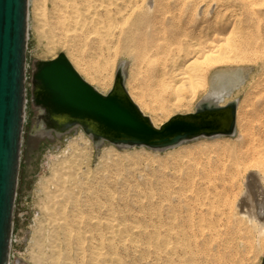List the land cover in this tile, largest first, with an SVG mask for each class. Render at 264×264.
<instances>
[{
    "label": "rangeland",
    "instance_id": "rangeland-1",
    "mask_svg": "<svg viewBox=\"0 0 264 264\" xmlns=\"http://www.w3.org/2000/svg\"><path fill=\"white\" fill-rule=\"evenodd\" d=\"M227 1L189 2H204V8L209 5L216 9L218 4ZM56 14L53 0H28V103L9 264H91L93 246L104 243L107 247L113 245L121 249L122 234L128 231L129 225L140 224L143 228L148 225V229L154 231L160 219L165 221L172 216L178 222L188 214L197 216L200 205L205 203L210 207L212 202L214 208L204 221L222 224L223 228L227 227L225 233L231 232L205 236L198 249L202 257L200 264H264V243L254 231L249 234L237 230L239 223L232 222L229 217L230 205L236 206L243 200H240L241 187L234 185L233 188L231 184L225 186L220 182L221 185L211 184L210 175H207L218 167L217 157L228 159L235 151L240 142L239 130L236 129L233 135L201 136L166 150L146 146L120 147L107 141L96 145L80 126L60 136L54 131L47 133L45 124L37 121L39 110L31 102L35 62L53 59L60 53H65L76 66L77 61L82 63L86 69V72L80 70L84 77L87 78L89 72V76L95 74L97 80L90 82L105 94L114 87L123 62L127 90L133 91L131 85L134 84L133 92L151 106L154 112L145 110L156 122L166 119L168 114L171 118L193 113L198 103L209 96L224 98L220 106L233 99L237 105L241 104L256 86V80L264 78L261 64L220 65L211 73L205 88L198 90L192 103L168 107L166 112H161L153 108L161 103L162 97L157 80L151 74L133 69L126 56L115 59L108 55L105 46L92 34L88 36L86 30L73 28L67 33L61 30L57 27ZM218 73L225 74L227 82L215 83L218 89L210 91L211 80ZM233 195H236L235 200ZM110 219H116L114 223L119 226L125 223L128 226L122 225L124 232L115 237L99 238V234L106 235L105 223ZM228 226L232 229L228 230ZM75 230L82 234V255L76 236H71ZM148 235H154V232ZM100 239L103 241L99 242ZM150 242L155 245L153 237ZM121 253L133 255L132 252ZM125 260L132 261L127 255Z\"/></svg>",
    "mask_w": 264,
    "mask_h": 264
},
{
    "label": "bare ground",
    "instance_id": "bare-ground-1",
    "mask_svg": "<svg viewBox=\"0 0 264 264\" xmlns=\"http://www.w3.org/2000/svg\"><path fill=\"white\" fill-rule=\"evenodd\" d=\"M53 1L57 7V27L65 32L73 28L88 31L89 35H86L92 34L97 42L105 46L108 55L115 59L126 56L133 69L138 68L157 80L162 100L153 108L161 112H166L168 107L192 103L198 90L205 88L211 73L220 65L234 63L240 66L242 62L261 64L264 74V0H228L227 3L218 4L219 8L216 9L209 5L204 8V2L192 4L190 0ZM77 63L76 66L72 62L82 75L80 70L86 72V69L82 63ZM86 74L87 78L82 76L90 84V81L97 80L95 74ZM224 75L218 73L212 78L210 91L217 90V84H226ZM258 80L241 104H236L235 131L239 130L240 142L228 159L217 157L215 161L218 167L207 175H210L211 184L220 182L225 186L231 184L233 188L234 185L241 187L240 200H243L236 206L230 205L229 217L232 222L239 223L237 230H245L249 234L254 231L259 241L264 243V78ZM131 88L134 91V84ZM127 91L157 127L170 119L168 114L166 119L154 121L145 110L154 112L147 101L138 93ZM223 99L209 96L202 102L219 104ZM230 102H234V99L226 105ZM219 136L222 135L210 137ZM233 196L235 200L236 195ZM212 204L210 207L205 203L200 205L197 216L188 214L178 222L172 216L165 221L160 219L154 231L148 229V225L143 228L140 224L128 226L125 223L122 225L128 226V231L123 233L122 225L115 224L116 219H110L105 223L106 235L99 234V238L115 237L123 233L121 249L99 243L93 246L95 251L90 263L200 264L202 257L198 249L204 243L205 236H212L214 232L221 236L227 228V225L223 228L222 224L204 221L210 209L214 208ZM150 232H154V235H148ZM71 236H76L82 255L84 249L81 232L75 230ZM150 237L155 239V245L150 242ZM245 239L250 243L248 237ZM102 241L100 239L99 242ZM122 251L132 252L133 255L123 254ZM125 255L132 261H126Z\"/></svg>",
    "mask_w": 264,
    "mask_h": 264
},
{
    "label": "water",
    "instance_id": "water-1",
    "mask_svg": "<svg viewBox=\"0 0 264 264\" xmlns=\"http://www.w3.org/2000/svg\"><path fill=\"white\" fill-rule=\"evenodd\" d=\"M28 0H0V264L10 263L27 93ZM31 102L38 123L57 135L81 127L96 145L175 147L201 136L233 135L236 101L226 106L201 102L195 112L154 125L130 97L122 66L104 94L90 84L65 53L34 64ZM50 134V133H49Z\"/></svg>",
    "mask_w": 264,
    "mask_h": 264
},
{
    "label": "built area",
    "instance_id": "built-area-1",
    "mask_svg": "<svg viewBox=\"0 0 264 264\" xmlns=\"http://www.w3.org/2000/svg\"><path fill=\"white\" fill-rule=\"evenodd\" d=\"M11 244H12V237H11Z\"/></svg>",
    "mask_w": 264,
    "mask_h": 264
},
{
    "label": "flooded vegetation",
    "instance_id": "flooded-vegetation-1",
    "mask_svg": "<svg viewBox=\"0 0 264 264\" xmlns=\"http://www.w3.org/2000/svg\"><path fill=\"white\" fill-rule=\"evenodd\" d=\"M55 133V132H54Z\"/></svg>",
    "mask_w": 264,
    "mask_h": 264
}]
</instances>
